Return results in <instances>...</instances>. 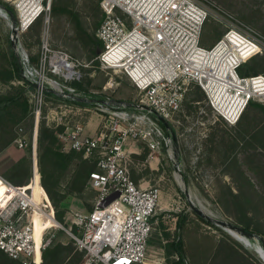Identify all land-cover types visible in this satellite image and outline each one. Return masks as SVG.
<instances>
[{
  "label": "built area",
  "instance_id": "2783aa9c",
  "mask_svg": "<svg viewBox=\"0 0 264 264\" xmlns=\"http://www.w3.org/2000/svg\"><path fill=\"white\" fill-rule=\"evenodd\" d=\"M4 1L13 5L17 16L20 51V34L37 18L45 17L38 75H57L66 84L60 90L93 100L80 106V110L88 111L96 105L113 116L112 123L94 135L81 125L58 133L65 149L81 151L85 157L97 156V168L90 172L88 181L97 192L94 208L74 211L72 223L77 231L69 229L76 249L82 252L78 264H166L164 255L149 253V238L158 224L155 217L161 190L132 178L128 145L142 140L151 155L161 146L169 153L174 151L173 134L179 133L174 115L181 110L191 83L203 89L213 111L229 124L238 122L251 101L264 103V73H240L244 64L264 55V35L222 8L214 14L206 0H101L104 18L96 35L103 47L96 56L97 66L125 75L138 92L135 105L123 106L105 103L113 98L91 94L74 85L83 79V69L92 62L51 45L47 34L52 0ZM212 16L226 30L206 48L200 42L206 21ZM21 54L24 65L30 62L26 53ZM33 81L49 86L39 76ZM107 85L112 87L113 80ZM42 86H36L34 93L32 175L26 183L16 184L0 174L4 185L0 196V250L22 264H43L53 232L64 228L42 185L35 150L46 104ZM51 113L49 121L63 123L62 112L54 109ZM160 117L168 121L169 128ZM18 131L15 142L19 147L27 146L20 136L22 127ZM35 168L39 173V196L31 187Z\"/></svg>",
  "mask_w": 264,
  "mask_h": 264
},
{
  "label": "rangeland",
  "instance_id": "374dc122",
  "mask_svg": "<svg viewBox=\"0 0 264 264\" xmlns=\"http://www.w3.org/2000/svg\"><path fill=\"white\" fill-rule=\"evenodd\" d=\"M66 1L73 4L74 8L81 13V17L89 32L96 35L97 29L100 26L99 25L95 30L99 14L97 11L98 9L94 8V10H92L91 7L94 4L93 2H97L98 0ZM206 1L210 3L214 14L219 11V8H222L246 24L251 25L264 35V0ZM0 3L14 11L13 5L4 0H0ZM99 3L101 11H103L101 0H99ZM49 15V31L47 36H49L48 38L51 45L55 49H62L69 52L75 58L89 61L86 51L75 39V31L69 17L66 14L55 13L52 10ZM38 26H41L40 36L33 34V31L30 30L20 34L19 38L22 43L21 51H18L20 56H22L21 52L23 54L26 53L29 58L31 54L35 57L40 55L42 34L45 27L44 16L39 20ZM225 30V26L212 16L206 21L200 45L210 48L219 37H221ZM22 34H24L23 37ZM0 36L1 48L3 52H7L8 56L10 46L11 50H13V48L10 41V19L7 13L2 14L0 12ZM14 55L20 63L16 53ZM256 58L260 60L263 59L264 61V55ZM7 64L8 61L3 54L0 53V67L2 68V66H6ZM24 66L28 74L26 78L27 81L13 80L7 83L0 78V96L17 94L20 89L23 88L25 90L24 92L29 96L33 106L36 86L33 89V86L29 82L38 79L36 69L39 68H37V65H34L31 61L26 62ZM252 73L253 72L250 71V74ZM46 76L53 79H59L61 82L64 81L61 77L50 72H46ZM86 76L91 77L92 79L89 92L91 94L110 96L111 98L126 100L129 102L138 100V92L136 88L123 74L106 72L96 67L91 71L87 70L85 77ZM111 79L113 80V86L109 87L107 83L111 81ZM84 84V86H86V81ZM196 104V108H193L190 114L185 110L183 111L185 105H187V103H184L181 110L174 115V121L179 122V133H175V136L177 138L176 146L181 172H176L174 167L175 149L171 156L165 146H161L159 151L155 152L156 161L158 162L157 169L155 170L149 169L148 167L149 159L151 157L149 154L151 152L150 149V152L144 160L135 156L138 154L131 155L130 152V160L128 161L132 174H141V172H143L142 170H144V172L150 171L147 179L148 184L146 186L150 185L158 187L161 190L160 205L155 217L158 224L149 238V253L164 255L166 258V264H168L166 246L177 237L182 238L183 249L187 257L189 259L192 258L195 263L204 264L205 261H208L213 256L219 240L225 236L220 230L215 229V227L203 221L198 214L191 209L187 197L182 190V188L184 189L185 183L191 193V199L199 207L213 216L230 220L237 224V218L238 216H241L242 211L238 207L233 193L237 192V186L246 182V177L249 178L255 185L256 189L253 195V207L249 212V215L252 216L253 223L262 228V237L264 238L263 177L259 176L258 173H255L246 166H242L246 171L244 176L238 172L237 168L233 166L228 167V164H231L228 160L230 157L237 156L240 163H243L244 155L242 151L238 149L237 152L229 154V158L225 159L223 154L225 155V152H231L232 149L228 147V144H221L222 142L217 144L214 141L216 140L218 142V138H224L225 140L228 139V134L234 132L232 129L233 124H229L223 118L218 116L208 104L206 98L202 100L201 103L199 102V104ZM80 106L83 107V105L71 100L61 99L55 101L53 99H47L45 115L47 124L53 128L63 126V130L81 125L84 127L85 132L94 135L98 133L105 124H111L113 121V116L110 113L98 110L96 105L91 106V110L88 111L83 109L80 110ZM54 109H58L59 112L64 114L63 123L57 124L53 119L49 121L48 115L52 114L51 111ZM9 110H11V112H9L4 120L0 122V174L13 182L14 180L11 176L25 178L28 175L29 181V177L32 175L33 149L31 140L35 134V120L32 122V125L29 116L24 117L20 121H16L13 116L16 112H19V109L15 107V105H12ZM212 126L216 127L213 128ZM19 127H22L20 136L27 142V146L25 147H19L14 140V137L19 132ZM211 132H215L214 136L217 134L214 141L213 139L212 141H208ZM60 140L63 144V150H70L68 148L65 149L64 142L61 138ZM132 145L133 149L138 148L140 150V154L144 151H148L147 144L142 140H137L135 142L131 141L128 148ZM38 146L37 139L36 154L39 159ZM257 159H259L261 163L264 162L263 155H258ZM75 167V164L72 165L63 177L64 183L69 180ZM179 173L183 175L184 181H182V176ZM34 174H36L37 196H39L41 193L39 173L37 170L36 173H33V180ZM177 175H180V177H177ZM3 192L4 185L0 179V196ZM96 198V190L88 186L82 197L71 196L63 203V208L65 209L64 218L62 221H59L64 228L55 229L53 232L52 243L50 245V248H52L58 243L71 244L72 251L64 252V258L61 262L62 264H78L80 262L82 256L79 258L78 252L81 251L76 249L74 239L69 231L70 227H72L73 233H76L77 231L72 223L73 212L76 210L85 212L89 211L86 205H95ZM225 232L243 246V249L250 256L249 262L252 264H264V257H262L255 248L249 245L247 247L238 241L235 238L236 236L233 231H231V233L235 237L227 231ZM235 247L241 250L239 246L235 245ZM176 256L177 255H174L172 258L177 259Z\"/></svg>",
  "mask_w": 264,
  "mask_h": 264
},
{
  "label": "trees",
  "instance_id": "16d2710c",
  "mask_svg": "<svg viewBox=\"0 0 264 264\" xmlns=\"http://www.w3.org/2000/svg\"><path fill=\"white\" fill-rule=\"evenodd\" d=\"M93 3L94 4L91 9H98L97 11L99 14L95 25L96 30L104 18V12L101 11L99 0ZM51 9L55 13L66 14L69 17V20L73 24L75 31V39L86 51L89 61L92 62L90 68L83 69V79L75 82L76 87L90 92V83L92 79L88 76L85 77V75L87 70L91 71L92 69L98 67L96 56L102 49L103 43L97 35L89 32L81 17V13L74 8L73 4L68 3L66 0H52ZM41 18L42 16L37 18L28 29L33 31V34H36L37 36L41 35V26H38L39 20ZM23 35L24 34H22V37ZM0 53H2L5 59L8 61L6 66H2V68L0 67V78L7 83L13 80L27 81L21 72V65L17 61V58L14 55L15 53L13 50H11V46L8 56L7 52H3L1 48V36ZM30 61L34 65H38L39 56L35 57L31 54ZM250 71L255 74L264 73L263 59L260 60L254 58L240 68L241 74H250ZM85 81L86 86H84ZM29 83L34 89V83ZM24 91L25 90L22 88L17 94H6L4 96H0V122L4 120L5 116L9 114V112H11V110H9L10 106L15 105V107L19 109V112H16L13 116L15 120L20 121L24 117L29 116L30 123L32 125V122L34 121V102L32 106L29 96ZM205 98L206 95L202 88L198 84L191 83L183 99V104L187 103L183 111L185 110L190 114L193 108H196V103H201V101ZM47 99L58 101L62 98L50 93H46L45 101H47ZM74 102L81 105L85 104V102L80 101ZM45 115L46 104L42 109L38 127L39 169L42 185L56 209L58 220L62 221L65 213L63 203L71 196H83L84 192L89 186L88 181L90 172L97 168V156L93 155L90 157H84V154L81 151H77L75 149H70L67 151L63 150V144L58 136V133L63 131L64 127L60 126L58 128H53L49 126L46 122ZM212 127L214 128L216 126ZM232 129L234 132H232V134H228V139L225 140L224 138H218V142L216 140L214 141L217 134L214 136L215 132H211L208 141H212L213 139V141L217 144H220L221 142V144H228V147L232 149V151L225 152V155L223 154L225 159L229 158V154L237 152V150L240 149L244 155L243 163H240L237 156L232 158L230 157L228 160L231 164H228V167L233 166L237 168L238 172L244 176L246 171L242 168V166H246L255 173H258V175L264 179V162L261 163L259 159H257L258 155L264 156V103L251 101L238 122L233 124ZM149 152L150 151L148 148V151H144L142 154L135 156L144 160ZM74 164L76 167L71 177L64 183L63 177ZM26 177H28V175ZM255 191V185L249 178L246 177V182L242 183L240 186H237V192L232 193L236 199L238 207L242 211L241 216H238L237 218V224L247 231L254 232L262 236V228L254 224L252 221V216L249 215V212L253 207V195ZM86 207L89 211H91L94 208V204H88ZM201 219L207 222L209 225L215 227V229L220 230L223 235H225L219 240L213 256L208 261H205L204 264H252L249 262L250 256L246 253L240 243L234 240L223 229L206 221L203 218ZM235 245L239 246L241 250L237 249ZM71 251L72 246L70 243H58L52 248L49 246L44 251L43 264H62L61 262L64 258V252ZM166 252L168 264H200L195 263L192 258L189 259L187 257L183 249L182 238L180 237H177L176 239L169 242V244L166 246ZM78 255L80 258L82 256V252H78ZM174 255H177L178 259L172 258ZM0 264L22 263L11 258L4 251L0 250Z\"/></svg>",
  "mask_w": 264,
  "mask_h": 264
},
{
  "label": "water",
  "instance_id": "95a60500",
  "mask_svg": "<svg viewBox=\"0 0 264 264\" xmlns=\"http://www.w3.org/2000/svg\"><path fill=\"white\" fill-rule=\"evenodd\" d=\"M0 7L5 9V11L7 12L8 17L10 19V25H11L10 41H11V45H12L13 51L16 53V55L18 56V58L20 60V65L22 66L23 76L25 78H27L25 66H24V63H23V58L18 53L19 49H18V30L16 28V24H17L16 13L14 11H12L11 9L7 8L6 6L2 5L1 3H0ZM37 75H38V73H37ZM32 82L34 83L35 86H38V87L42 86L38 81H32ZM42 88L44 89V91L46 93L53 94V95L58 96V97H60L62 99H65V100H75V101H80V102H85V103H90V102L93 101L91 98L77 96V95H75V94H73L71 92L58 90V89H55V88H53L51 86H42ZM102 101H104V100H102ZM104 102L108 103V104H120V105H123V106H133V105H135L133 102H129V101H126V100H121V99H115V98H113L111 101H108V102L104 101ZM160 118H161L162 122L165 124V126L169 128L168 121L165 118H163V117H160ZM173 139L175 141V144H174V149H175V152H174V154H175L174 155L175 156L174 167H175L176 172H181L180 164L178 162L179 159H178V152H177V146H176L177 138H176V136L174 134H173ZM182 190L184 191V193H185V195L187 197V200H188V202L190 204L191 209L194 210L201 218H203L206 221H208V222L218 226L219 228L227 231L233 237H235V236L231 233V231H235L238 234H240L242 237H245V238H247L250 241H254L255 243H257V246L259 247V250L262 252L263 257H264V238L261 235H259L257 233H254V232L247 231L243 227L239 226L238 224H235L234 222H232L230 220H226V219H223V218H220V217L213 216L209 212H206L205 210L201 209L191 199V193H190L186 183L184 185V189L182 188ZM235 238L238 241H240L242 244H244L245 246L248 247V245L245 242H243L241 239H239L237 237H235Z\"/></svg>",
  "mask_w": 264,
  "mask_h": 264
},
{
  "label": "bare ground",
  "instance_id": "6f19581e",
  "mask_svg": "<svg viewBox=\"0 0 264 264\" xmlns=\"http://www.w3.org/2000/svg\"><path fill=\"white\" fill-rule=\"evenodd\" d=\"M0 12L3 14V13H7L6 11H5V9H3V8H1L0 7ZM36 76V75H35ZM39 77H41V79L42 80H44L45 81V83L47 84V85H49V86H52L53 88H55V89H58V90H60V89H63V88H65V86H66V84L65 83H63V82H61V81H58V80H56V79H53V78H50V77H45V76H43V75H38ZM35 146H37V143L35 144ZM35 150H36V148H35ZM170 155L172 156L173 155V151L170 153ZM35 173H36V168H35V171H34ZM181 176H182V178L181 179H183L182 181H184V177H183V175L181 174V173H179ZM180 175H177V177H180ZM31 187L33 188V190H34V192H35V194H36V196H37V179H36V174H34V180H33V183H32V185H31ZM201 208V207H200ZM202 209V208H201ZM204 210V209H203ZM207 212V211H206ZM234 232V235L237 237V238H239V239H241L243 242H245L247 245H249V246H252L253 248H255L258 252H259V254L263 257V254H262V252L259 250V247L257 246V244L254 242V241H250V240H248L247 238H245V237H242L240 234H238L237 232H235V231H233Z\"/></svg>",
  "mask_w": 264,
  "mask_h": 264
},
{
  "label": "crops",
  "instance_id": "0c3cea01",
  "mask_svg": "<svg viewBox=\"0 0 264 264\" xmlns=\"http://www.w3.org/2000/svg\"><path fill=\"white\" fill-rule=\"evenodd\" d=\"M134 145V144H133ZM133 145L132 146H130V152H131V155L132 154H140V150L137 148H134L133 149ZM150 155H151V152L149 153ZM149 166V169H153V170H155V169H157V165H158V162L156 161V157H155V153H153L152 155H151V157H150V159H149V164H148ZM144 169V168H143ZM141 170H142V168H141ZM143 172H141V174H135V173H131V175H132V178L137 182V183H139V184H142V185H144V186H146L147 184H148V181H147V179H148V176H149V173H150V171H148V172H144V170H142ZM152 171V170H151ZM7 174V173H6ZM11 176V175H10ZM13 176H11V178H12ZM13 180H14V183H16V184H24V183H26L27 181H28V177H17V176H14L13 177Z\"/></svg>",
  "mask_w": 264,
  "mask_h": 264
}]
</instances>
